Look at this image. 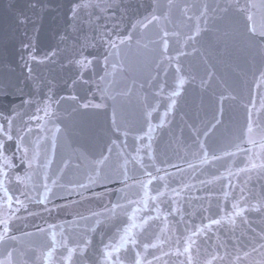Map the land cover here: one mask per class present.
Instances as JSON below:
<instances>
[{"label": "snow or ice", "instance_id": "6c2138e0", "mask_svg": "<svg viewBox=\"0 0 264 264\" xmlns=\"http://www.w3.org/2000/svg\"><path fill=\"white\" fill-rule=\"evenodd\" d=\"M52 2L53 0H26V9L18 8L16 0H9L7 5L9 12H15L14 19L17 26L24 28L23 39L19 40L22 50L20 59L23 61V67L27 69V79L32 83L33 94L23 101L22 107L25 105L34 107V111L31 114L24 112L23 115L27 116V120H24L21 113L14 109V116H5V123H0V247L3 248V252H0V264H199L197 257L201 251L198 244L200 238L208 237V232L213 226H217L218 230L227 228L234 235L237 218L242 224L248 226L252 237L251 250L241 248L239 238H236L237 242L233 244V247L237 251L235 256L231 257L230 264H244V261H249V264H264V227L257 232L251 227L253 222L247 215L255 213L264 220V186L261 193L257 194L247 188L252 179V172H256L258 178L264 179V159H261L264 155V0H259V3L256 0H244L243 3L241 0H198V2L197 0H146L139 4V8L144 9V14L131 23L126 33L120 27V23L127 15L128 6H122L115 0H107L106 3L75 0L70 8L71 28L74 32H81L87 27L92 35L89 36L87 32H84L79 49H74L73 53L66 57L67 64L61 65L62 68H67L74 73V78L71 80L72 86L83 81L85 71L100 63L97 57L89 58V55H85V50L97 47L105 49L102 57L103 75L99 76V80L108 82V78L112 77L110 83L117 84L115 77L124 70L123 50L130 48L135 40L136 45L142 46L152 57L156 66V75L148 81L149 85L155 89L151 95L156 103L149 101L148 94L137 95L147 129L146 131L141 129L142 134L134 136V146L132 151H128L127 138L130 131L119 121L115 105L118 98H130L133 95V87L125 84L123 90L118 91L116 95L108 94V89L98 88L102 100L108 99L113 102L112 127L115 132L123 135L125 140L121 144L113 140L112 146H108L106 151L102 150L98 157L92 159V170L86 177L87 183L68 181L67 184L61 183V180L64 170L69 166L68 161L63 163L56 173V178H51L52 158L49 155V147L45 145V141L50 139V149L54 155L57 134L63 131L61 126L54 122L57 117V108L65 100L77 104V108L73 111L101 109L107 105L91 101L81 102L77 95L56 98L54 82L34 76L31 66L33 63L54 64L61 51L58 48L52 49L43 56H38L35 37L29 35L27 30V26L32 24L33 31H39L33 16L38 17L48 11ZM90 9L93 11H89ZM96 9H99L100 14H96ZM116 10L120 12V21L112 23L109 27L107 20L116 17ZM28 12L32 15H28ZM109 12L111 16L106 15ZM102 19L105 23L100 22ZM238 37L245 41L252 51L253 60L258 56L261 64L258 70L259 76L253 81L255 94L250 90L246 102L242 96L234 94L235 90L215 70L216 63L228 66L227 58L232 55V42ZM67 39V35L59 36L60 42H65ZM145 40L147 42L142 44ZM2 47L4 52H7V38ZM193 54L199 55L203 64V74L199 77L195 71L196 65L191 62L185 63V60ZM213 60L216 63H212ZM233 71L235 72L236 69L233 68ZM253 75L255 76V72ZM197 79L202 91L212 87L214 82L221 87L218 96L219 110L205 124L202 135L209 137L223 123L225 102L240 99L244 109V125L241 136L237 139L259 147L261 153H256L254 159L250 149H243L240 144H236V150L243 152L247 161L244 167L237 168L235 174L231 169H226L227 178L238 177L240 173H245L248 174V179L239 189V198L231 203V211L224 212L218 204L217 208L220 212H224L223 215H219L218 218L204 217L208 219L207 224L197 225L193 229L185 226L184 231L181 232L179 225L185 221L184 214L187 210L181 208L176 197H179L185 188L191 186L185 184L180 189L170 187L174 178L167 168H175L181 173L185 170L178 164L172 163L167 158V153L164 154L165 158L158 162L153 148V134L166 123H170L169 114L177 106L184 86L188 83H196ZM144 87L143 83L139 85L140 89ZM43 88H47V93H44L41 99H34L33 96L40 95ZM166 89L171 90L166 91ZM161 97H166L168 103L159 117V123L153 124V113L157 112L160 106L157 98ZM16 117H20L22 127L14 128ZM49 122H52V128H48ZM193 131L196 135L198 151L193 152L192 155L198 158L200 165H214L225 156L236 155L235 152L227 150L222 151L220 155L210 152L205 142L200 140L201 129L193 127ZM34 132L36 135L33 138ZM48 132L51 133L50 137L46 135ZM182 132L183 129H181ZM257 135L259 139L256 138ZM145 138L147 143H143ZM9 142L14 144V151L11 153L8 147ZM176 142L179 144V139ZM113 146L117 149L115 153ZM145 156L149 163L145 162ZM16 159L25 166L23 175L15 171ZM257 160L260 162L257 163ZM188 168L195 171L197 165L188 162ZM161 172L164 174L159 175ZM223 177L224 174L213 176L211 180H202L200 183L207 189L214 180H220ZM109 182L122 184L123 188L119 191L124 195L118 196L116 202H110V207H105L106 218L111 219L117 216L119 211L127 219L121 221L108 242L101 239V248L94 249L91 238V234L96 233L98 226L101 225V220L98 218L101 213L96 212L91 213V217H79L80 221H84V228L79 239L75 241L65 234L64 225L48 224L47 229L42 227L36 229L41 236L50 237V242L44 245L43 249H32L30 254L26 249L9 247V241L19 243V238L11 234L14 220L21 219L18 214L24 211L29 216L36 215L29 211L31 204L43 205L45 211L51 212L52 209L46 206L56 197L55 189L86 190L90 185H103ZM228 186L233 187L231 180ZM132 189H137L133 193L136 197L134 199L127 195ZM153 192L155 194H152ZM223 195L227 199L229 193L224 192ZM209 196H211L210 190ZM121 200L124 203H121ZM129 207H131L130 212ZM210 210L211 200L209 199L207 207L201 204L198 209H193L187 214L196 215ZM141 213L144 214L140 215ZM178 215L180 220L175 219ZM169 217L172 220H169ZM161 219L163 227L156 226L158 231L155 233L154 241L142 242L140 236ZM91 221L94 223L89 226ZM173 221L175 227H170ZM23 235L32 236L33 234L24 233ZM217 241V251L215 254H210V259L204 260L203 264H215L217 260L223 261L226 256H231L227 250V244L220 241L219 236ZM165 244L168 245L167 250L164 248ZM221 248L224 249V255H220ZM157 252L159 255L156 254ZM254 255L259 259H255ZM74 258L77 259L74 260Z\"/></svg>", "mask_w": 264, "mask_h": 264}, {"label": "water", "instance_id": "95a60500", "mask_svg": "<svg viewBox=\"0 0 264 264\" xmlns=\"http://www.w3.org/2000/svg\"><path fill=\"white\" fill-rule=\"evenodd\" d=\"M8 2L9 0H0V123H5V116H14V109L21 113L24 120H27V116L23 115L24 112L31 114L34 111V107L26 105L22 107L23 101L33 94V89L31 81L27 79V69L23 67V61L20 59L22 50L19 40L23 39L24 28L17 26L15 23V12L7 10ZM73 2L75 0H53L49 5L48 11L38 17L33 16L36 21L35 26L39 28V31L34 32L32 24L27 26L29 35L35 37L38 56H43L52 49L58 48L61 50L56 58V63H33L31 65L35 77L54 82L56 85L54 89L56 98L77 95L81 102L91 101L92 103H105L107 105L101 109L73 111L74 108H77V104L73 101L65 100L57 108V117L54 122L59 124L63 131L57 134V147L54 155L51 153L50 139L45 141V145L49 147V155L52 158L51 178L55 179L56 173L63 166V163L68 161L69 166L64 170L63 179L61 180V183L64 184H67L68 181L87 183L86 177L92 170V159L98 157L102 150L106 151L108 146H112L111 142L113 140L117 144H121L125 140V137L115 132L112 127L113 102L108 99L102 100L101 92L98 91V88L108 89V94L116 95L118 91L123 90L125 84L133 87V95L130 98H118V102L115 105L119 121L122 125L128 127L130 131L127 138L128 151H132L134 136L142 134L141 129L144 131L147 129L142 115V107L137 101V95L148 94L149 101L156 103L151 95L155 89L149 85L148 81L152 76L156 75L157 69L152 57L142 46H137L135 40L130 48L123 50L124 70L115 77L117 84L110 83L112 77L108 78V82L99 80V76L103 75L102 57L105 49L97 47L96 49L85 50V55H89V58L92 56L97 57L100 63L85 71L83 81L72 86L71 80L74 78V73L67 68H62L61 65L67 64L66 57L70 56L74 49H79L80 43L83 42L84 32H87L89 36L92 35L87 27L81 32L72 30L70 8ZM94 2L106 3L107 0H94ZM115 2L121 3L122 6H128L127 15L124 16L120 23V27L126 33L131 23L144 14V9L139 8V4L146 2V0H115ZM241 2L243 3L244 0H241ZM256 2L259 3V0H256ZM16 3L18 8L26 9V0H16ZM89 11L93 10L90 9ZM95 12L100 14L99 9H96ZM27 14L32 15L31 12ZM106 15L111 16V13L109 12ZM119 21L120 12L116 10V17L107 20V23L110 27L112 23ZM100 22L105 23V20L102 19ZM60 35H67L68 39L65 42H60ZM6 38L8 49L7 52H4L2 45ZM146 42V40L142 41V44ZM232 43V55L227 58L228 66L216 63L215 60L211 62L216 63L215 70L217 74L227 80L231 88L235 90L234 94L242 96L246 102L250 90L255 94L253 81L259 76L260 59L256 56L253 60L252 51L241 38L238 37ZM189 62L196 65L195 71L198 77L203 74V64L199 55L193 54V56L185 60L186 64ZM233 68L236 69L235 72ZM254 72L255 76L253 75ZM141 83L145 85L144 89L139 88ZM170 90L166 89V91ZM47 91V88H43L41 94L33 96V98L41 99ZM220 91V85L215 82L212 87L203 91L199 87V79H197L196 83L186 84L181 96L178 98L177 106L169 114L168 121L170 123H166L153 134V148L158 162L164 159V154L167 153V158L172 163L178 164L185 170L181 173L175 168H167V171L173 174L174 178L173 182L170 183V187L180 189L185 184L191 186L190 188H185L181 191L180 196L176 197L181 208L187 210L184 214L185 221L179 225L181 232L184 231L185 226L188 229H193L197 225L207 224L208 219L204 217L212 216L218 218L224 212L231 211V203L239 198V189L244 186L243 182L248 179V174L245 173H240L238 177L227 178L226 169H231L235 174L237 168L244 167L247 161L244 153L236 150V144H240L243 149H250V154L253 155L254 159L256 153H261L259 147H254L251 144L242 142L241 139H237V137L241 136L244 125V109L241 106L240 99L225 102L223 123L209 137L206 138L202 135L205 124L219 110L218 96ZM157 99L160 106L158 111L153 113V124L159 123V117L165 111L168 103L166 97ZM190 126L201 129L200 140L205 142V146L210 152L220 155L222 151L227 150L235 152L236 155L233 157L225 156L214 165H200L198 158L192 155L193 152L198 151V145L195 142L196 135L193 127ZM18 127H22L20 117L15 118L14 128ZM33 127L35 128V124H33ZM48 128H52V122H49ZM181 129H183L182 133ZM35 135L36 133L34 132L33 138ZM46 135L50 137L51 133L48 132ZM256 138L259 139V136L257 135ZM177 139L180 141L179 144L176 142ZM143 143H147V138H145ZM8 147L10 153L14 151L13 143L9 142ZM113 151L114 153L117 151L115 146H113ZM261 159H264V155L261 156ZM145 162L149 163L147 156H145ZM188 162L196 164L197 169L195 171L189 169ZM259 162L260 160H257V163ZM14 163L17 165L15 171L23 175L25 166L21 165L19 159H16ZM161 167L166 166L161 165ZM163 174V172L159 173V175ZM221 174H224V177L220 180H214L212 184L207 186V189L200 183L202 180H211L213 176H220ZM251 177L252 179L248 183L247 188L251 189L254 194L261 193L264 179L258 178L256 172H252ZM141 178L146 179L145 177ZM229 180H231L233 187L228 186ZM122 188L123 185L120 183L109 182L103 185H90L86 190L80 188H75L74 190L55 189L56 197L46 206L52 209L51 212L45 211V206L43 205L31 204L29 211L36 213V215L29 216L24 211L18 214L21 219L14 220L11 234L19 238V243L9 241V247L23 248L28 250L30 254L32 249H43V246L50 242V237L41 236L36 229L37 227L47 229L48 224L64 225L65 234L71 236L72 240L75 241L79 239V235L84 228V221H80L79 217H91V213L96 212L101 213L100 217H98L101 220V225L98 226L96 233L91 234V238L93 239V248H101V239L103 238L105 242H108L109 237L115 234L116 228L121 221L127 219L119 211L117 216L111 219L106 218L107 214L105 213V207L111 206L110 202L114 203L117 201L118 196L124 195V193L119 191ZM209 190L211 191V196H209ZM136 191L137 189H132L127 195L134 199L136 197L133 193ZM224 192L229 193L227 199L223 195ZM152 194L155 193L153 192ZM209 199L211 200V210L209 212L196 215L187 214L192 212L193 209H198L201 204L207 207ZM120 202L124 203L123 200ZM218 204L224 209V212L218 210ZM128 211H131V207L128 208ZM143 214L141 213L140 215ZM152 215H155V213H152ZM247 215L253 222L251 227L259 232L264 227V220L255 213ZM175 219L180 220V216H176ZM169 220H172V218L169 217ZM74 221L75 223H73ZM91 223H94V221H91L89 226H91ZM157 225L163 227L162 219L161 221H156L155 225L140 236L142 242L150 243L154 241L155 233L158 231ZM170 227H175L174 221ZM57 231H59V228H57ZM24 233H32L33 235L25 236L23 235ZM218 236L220 241L227 244V250L231 256H226L223 261L217 260L215 264H230L231 257L235 256L237 251L233 247V244L237 242L236 238H239L238 242L241 248L248 251L251 250L250 241L252 237L248 231V226L242 224L240 219L237 218L234 235L227 228L218 230L217 226H213L208 232V237L200 238L198 244L201 251L197 257L199 264H203L204 260L210 259V254H215ZM164 248L167 250L168 245L165 244ZM150 251L154 250L150 249ZM0 252H3L2 247H0ZM219 252L220 255H224L223 248L219 249ZM156 254L159 255L158 252ZM128 258L130 259V254ZM254 258L259 259L255 255ZM76 259L74 258V260ZM244 264H249V261H244Z\"/></svg>", "mask_w": 264, "mask_h": 264}]
</instances>
